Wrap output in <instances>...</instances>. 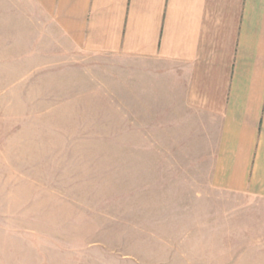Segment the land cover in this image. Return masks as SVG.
Returning a JSON list of instances; mask_svg holds the SVG:
<instances>
[{"label": "rangeland", "instance_id": "rangeland-1", "mask_svg": "<svg viewBox=\"0 0 264 264\" xmlns=\"http://www.w3.org/2000/svg\"><path fill=\"white\" fill-rule=\"evenodd\" d=\"M68 58L0 42L3 263L264 264V201L210 184L218 120L141 66Z\"/></svg>", "mask_w": 264, "mask_h": 264}, {"label": "crops", "instance_id": "crops-1", "mask_svg": "<svg viewBox=\"0 0 264 264\" xmlns=\"http://www.w3.org/2000/svg\"><path fill=\"white\" fill-rule=\"evenodd\" d=\"M0 42H62L67 60L80 51L183 85L218 120L211 186L264 201V0H0Z\"/></svg>", "mask_w": 264, "mask_h": 264}]
</instances>
